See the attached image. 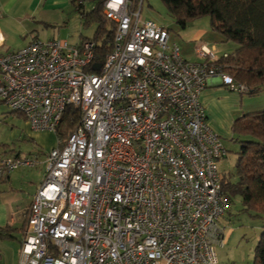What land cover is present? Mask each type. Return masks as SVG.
Wrapping results in <instances>:
<instances>
[{"label": "built area", "instance_id": "1", "mask_svg": "<svg viewBox=\"0 0 264 264\" xmlns=\"http://www.w3.org/2000/svg\"><path fill=\"white\" fill-rule=\"evenodd\" d=\"M144 2H104L114 37L103 61L92 40L34 38L0 53V102L34 131H56L70 105L81 116L47 155L18 264H219L228 151L200 95L212 78L249 88L215 44L186 60L166 27L142 20ZM37 165L32 156L0 162L8 173Z\"/></svg>", "mask_w": 264, "mask_h": 264}, {"label": "trees", "instance_id": "2", "mask_svg": "<svg viewBox=\"0 0 264 264\" xmlns=\"http://www.w3.org/2000/svg\"><path fill=\"white\" fill-rule=\"evenodd\" d=\"M74 0L85 25L97 24L92 41L97 60L103 61L112 49L114 31L107 29L103 4L98 0L91 11ZM169 13L184 29L203 17L210 18L211 29L222 34L226 42L237 45L226 61L227 72L249 88L250 95L264 90V0H162ZM87 40V39H85ZM14 114V113H13ZM80 111L70 105L56 128L59 146L63 147L80 122ZM235 141L240 144L235 173L237 181L224 177L223 193L229 201L240 196L246 210L256 213L264 223V111L244 114L233 125ZM16 229L0 227V241L14 240ZM254 264H264L263 232L255 248Z\"/></svg>", "mask_w": 264, "mask_h": 264}, {"label": "rangeland", "instance_id": "3", "mask_svg": "<svg viewBox=\"0 0 264 264\" xmlns=\"http://www.w3.org/2000/svg\"><path fill=\"white\" fill-rule=\"evenodd\" d=\"M98 4V0H86V11H91ZM142 20L153 21L159 26L166 27L170 32L171 43L177 44L180 50H188L191 52L197 43L216 44L222 53H233L236 50V44L226 42L222 34L211 31L210 18L203 17L191 23L186 29L182 28L173 16L169 13L167 7L162 0H145L142 11ZM107 22V29L114 31V25ZM97 24L85 25L80 13L68 11L64 13H54L44 16L38 14L32 23L14 24L11 31L8 48H12L13 43H21L25 39L23 33H27V37L37 36L41 40L49 39H66L71 44H79L83 40H92L95 37ZM209 32L204 38H197L199 31ZM10 31V30H8ZM195 39L197 42L193 41ZM14 49H18L17 47ZM9 51H6V53ZM3 54L4 50L0 49ZM245 99L255 100V105L259 107L261 101L264 100V90L256 95L241 94ZM260 112L264 111V103L260 104ZM258 112V111H257ZM254 113V112H252ZM244 115V114H243ZM22 116V115H20ZM23 117V116H22ZM24 120L13 116L11 110L4 103L0 102V158L3 154L14 153L13 144L21 143L12 137L16 126L22 127ZM233 127V126H232ZM46 133L43 140L38 142L36 146L37 152L41 158L45 159L51 152L53 147L59 145L58 137L55 131H38ZM52 134V135H51ZM237 136H235L236 139ZM223 140V139H222ZM228 151L227 157L221 164V172L224 176L230 178L232 182L237 181L235 166L237 162V152L240 144L235 140H223ZM9 145V146H8ZM54 145V146H53ZM14 157V156H10ZM46 163L39 168L37 178L43 180L46 173ZM224 230L225 245L217 247L219 264H254L255 248L258 244L260 236L263 232V220L256 217V213H252L245 209L242 199L237 196L233 199L230 211L223 216L219 222ZM19 240L0 241V264H18L20 256Z\"/></svg>", "mask_w": 264, "mask_h": 264}, {"label": "crops", "instance_id": "4", "mask_svg": "<svg viewBox=\"0 0 264 264\" xmlns=\"http://www.w3.org/2000/svg\"><path fill=\"white\" fill-rule=\"evenodd\" d=\"M85 1L83 4L84 9L86 8ZM73 2L74 0H0V49L4 50V53L15 51L28 45L34 38H39L37 36L27 37V33H23L22 37L25 40L21 43H13V49L8 48L14 24L32 23L38 14L47 16L58 12L75 11L77 7ZM211 31L213 30L211 29ZM208 33L206 30L199 31L196 36L197 38H204ZM193 41L197 42L195 39ZM201 44L212 45L198 42L191 52L180 50L182 56L192 62L199 61L196 50ZM16 47L18 49H14ZM218 50L220 51L219 47ZM200 101L206 109L212 130L223 140L228 139L231 141H234L236 136L232 130L234 122L243 114L260 112V104L264 103V100L260 104L258 102L259 107H257L255 100L245 99L241 94L229 90L217 78L210 80L208 86L200 95ZM17 118L23 119L24 124L22 127L16 126V131H14L12 137L17 141L20 140L21 143H18V145L12 143L14 153L3 154L0 162L10 156H32L38 158V165L34 168H19L11 173L0 166V227L16 229L17 232L14 233L16 239L14 240L22 242L27 226L29 208L34 195L44 180L37 178V172L46 163L47 156L45 159L41 158L42 160H39L40 154L35 149L38 146L37 141H42V137L46 133L34 131L24 117L17 115Z\"/></svg>", "mask_w": 264, "mask_h": 264}, {"label": "water", "instance_id": "5", "mask_svg": "<svg viewBox=\"0 0 264 264\" xmlns=\"http://www.w3.org/2000/svg\"><path fill=\"white\" fill-rule=\"evenodd\" d=\"M97 69H99L101 67V64H98L95 66Z\"/></svg>", "mask_w": 264, "mask_h": 264}]
</instances>
